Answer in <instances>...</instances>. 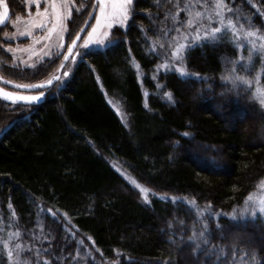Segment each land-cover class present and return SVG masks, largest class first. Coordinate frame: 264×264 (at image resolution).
<instances>
[{"label":"trees","instance_id":"trees-1","mask_svg":"<svg viewBox=\"0 0 264 264\" xmlns=\"http://www.w3.org/2000/svg\"><path fill=\"white\" fill-rule=\"evenodd\" d=\"M5 1L12 12L24 11L21 0ZM235 4H242L264 29V16L257 12L264 8V0H252V4L235 0ZM135 7L141 13L133 17L135 23L130 20L126 29L113 31L119 42L96 48L83 61L78 58L65 85L53 87L43 103L9 112L0 102V210L8 216L11 202L22 228L36 229L41 220L44 231L55 237L53 247L58 250L70 243L67 251L72 252L75 242L65 240L64 226L50 214L38 215L37 204L67 213L79 229L77 236L84 237L89 248L99 249L94 253L96 264H126V257L136 264H199L179 235L175 245L168 241L167 222L177 217L191 224L193 215L185 205L174 207L150 193L195 197L200 206L210 202L214 210L225 213L233 206L242 207L244 198L257 194V185L264 179V111L245 97L218 95L222 58L236 55L227 44L206 45L189 55V71L207 76L211 91L203 81L168 73L158 79L167 85L164 91L173 93L175 104L156 94L159 90L151 76L159 60L145 53L138 25L155 37V26L146 13L159 11L162 18L164 8L171 5L163 0L158 10L153 0H136ZM184 15L180 13L181 18ZM85 19L84 13L77 18L75 31ZM6 28L0 30V39ZM0 55L11 60L2 47ZM131 57L140 65L139 76ZM58 64L37 75L31 69L22 74L11 69L0 73L18 83H37ZM117 108L126 113L127 127ZM17 113L20 118L9 124ZM185 131L194 134V142L179 135ZM174 141H180V146L172 147ZM196 143L206 146L199 150V159L190 151ZM127 178L150 190V204ZM220 222L227 226L229 237L236 233L250 236L252 243L246 247L256 249L264 264L260 220L247 226L230 224L227 218ZM211 226L215 229L214 223Z\"/></svg>","mask_w":264,"mask_h":264},{"label":"snow or ice","instance_id":"snow-or-ice-1","mask_svg":"<svg viewBox=\"0 0 264 264\" xmlns=\"http://www.w3.org/2000/svg\"><path fill=\"white\" fill-rule=\"evenodd\" d=\"M31 3L35 5L36 11L34 14L29 12L24 19L23 30L17 28L14 33L4 32L3 38L0 39V47L5 53L12 54L10 61L0 55V72L11 69L19 70V74H22L25 69H31L33 75H37L56 65L57 61L59 64L40 82L15 84L16 89L34 91L35 94H23L20 91L0 88V102L7 105L4 111L15 112L16 108L31 109L43 103L47 95L51 94V89L62 88L73 68L83 61L86 55L95 51V48L90 46L115 45L119 41L111 37L113 27L126 29L129 21L132 20L134 24L133 17L141 14L136 10V0H88V3H85V0H79V3L78 0H31ZM153 3L159 10L162 8L163 0H153ZM166 3L171 7L164 8L162 18L159 11L146 13L155 26L154 30L157 32L155 37L149 36V30L144 29L143 25H138L145 41V53L159 60L151 76V79L156 81V89L159 90L156 94L162 95L168 103L175 104L173 93L164 91L167 85L160 83L158 79L161 74L168 73H175L183 80L195 78L203 81L207 85V90L211 91L213 85L207 84V76L189 71L187 66L189 55L194 49L206 45L227 44L233 48L236 55L222 58L223 69L219 77L222 90L218 95L225 97L232 94L237 98L245 97L251 104L264 111V29L254 23V16L246 13L242 4H235V0H166ZM242 3L252 4V0H242ZM0 6L3 7V12H0V26H5L9 6L5 0H0ZM89 6L92 10L87 11V19L84 20L83 26L79 27V31H75L77 18ZM181 12L185 14L183 18L180 16ZM257 12L264 16V8H257ZM21 19L20 16L16 17L17 22ZM82 33L86 35L82 36ZM65 35L70 43H65ZM18 37L31 38V43L26 47L19 45L13 47L9 41ZM81 39L83 43L78 44ZM42 43L43 48L38 53L36 46ZM17 53L22 55L18 57ZM23 54H31V57L37 59L35 62H29L22 58ZM69 61L72 64H68ZM130 62L139 76V63L135 62L134 57H131ZM89 69L95 71L91 65ZM96 79L99 81V76ZM0 83L12 85L13 81L0 75ZM147 95L148 93H145L146 97ZM108 102L116 107L112 100ZM145 107H148L147 102ZM117 111L127 127L126 113L120 108H117ZM19 118L18 113L11 116L9 124ZM179 135L187 138L190 143L195 141L194 134L189 131ZM177 146H180V141L172 143V147ZM205 147L198 143L192 144L190 151L193 157L199 159V150ZM171 158L170 156L169 159ZM201 162L206 163L203 160ZM127 179L143 194L145 203L150 204V190L141 186L135 179ZM150 194L151 197L171 203L174 207L183 204L193 215L191 224H186L177 217L167 222V230L170 233L168 241L175 245L176 236L179 235L181 244L191 248L199 264H261L258 251L246 247L252 243V238L240 233L229 237L227 226L220 221L221 218H227L230 224L247 226L249 222L255 225L256 221L260 220L261 227H264V179L257 185V194L249 193L244 198L243 206H233L229 213L214 210L210 202L200 206L195 197L189 199L186 196H170L155 191H151ZM7 207L10 210L8 216L0 210V264H96L94 253L99 252V249L89 248L85 244V238L77 236L79 229L71 224L67 213L53 211L51 208L45 209L37 204L38 215L50 214L55 223L64 226L65 240L75 242V249L72 252L67 251V248L71 247L70 243L58 250L53 247L52 241L55 237L51 231H44L45 226L41 220H37L36 229L22 228L12 203L9 202ZM61 216L64 219H61ZM212 223L215 224V229L212 228ZM185 231L190 234L185 235ZM86 239L95 244L91 236ZM120 255L121 253L117 252V256ZM111 264L117 262L113 261ZM126 264H136V261L126 257ZM165 264L169 262L165 261Z\"/></svg>","mask_w":264,"mask_h":264},{"label":"rangeland","instance_id":"rangeland-1","mask_svg":"<svg viewBox=\"0 0 264 264\" xmlns=\"http://www.w3.org/2000/svg\"><path fill=\"white\" fill-rule=\"evenodd\" d=\"M6 2V1H5ZM78 3H79V0H78ZM85 3H88V0H85ZM21 4L23 5V7H24V11L21 9V11H18L17 10V12L15 11V12H12V17H11V19H10V22H9V25H8V27L2 32V36H3V33L4 32H8V33H14V32H16L17 31V28H19V30H23V21H24V19H26L27 18V16H28V14H29V12H31L32 14H34L35 13V11H36V9H35V5H33L32 3H31V0H21ZM92 9H91V7L89 6L88 8H87V10L84 12V14H86V16H87V11H91ZM98 11V10H97ZM0 12H3V7L2 6H0ZM76 14H75V12H74V16H75ZM82 15V14H81ZM17 16H20L22 19L20 20V21H16V17ZM94 22V21H93ZM69 27H72V25H69ZM116 27H119V26H114L113 27V29H112V31H111V37L114 39V37H113V31H114V29L116 28ZM125 29V28H124ZM90 30V29H89ZM38 34V33H37ZM86 35V33L83 35V36H85ZM3 38V37H2ZM11 44H12V46L13 47H16V46H20V47H26L28 44H30L31 43V38H26V37H18V38H16V39H13V40H11V41H9ZM65 43H70V40H68V38H67V35H65ZM83 43V40L81 39V42L79 43V44H82ZM106 44H107V41H106ZM90 47H94L95 49L96 48H104L105 46H99V45H97V46H90ZM36 48H37V52L39 53L40 52V49L41 48H43V43L42 44H40V45H37L36 46ZM53 51H55V49H53ZM65 51H66V49H65ZM11 54V53H10ZM22 54H20V53H17V56L18 57H20ZM11 56H12V54H11ZM24 60H28L29 62H35V60L37 59V57H31V54H23V57H22ZM79 57H77V59H78ZM61 60L63 59L62 57L60 58ZM70 62V64H72V62L71 61H69ZM68 62V63H69ZM0 75H2L1 73H0ZM3 76V75H2ZM4 77V76H3ZM4 79H8V78H6V77H4ZM13 81V84L12 85H7V84H4V83H0V85H2V86H5V87H7V88H12L13 90H17L16 88H15V84H17L18 82H16V81H14V80H12ZM48 96V95H47Z\"/></svg>","mask_w":264,"mask_h":264},{"label":"water","instance_id":"water-1","mask_svg":"<svg viewBox=\"0 0 264 264\" xmlns=\"http://www.w3.org/2000/svg\"><path fill=\"white\" fill-rule=\"evenodd\" d=\"M10 17H11V13H10V9H9V13H8L7 18H6V25L8 24V22H9V20H10ZM84 34H85V33H82L81 35L83 36ZM80 42H81V40L78 41V44H79ZM0 88H5V90H7V91H20V92H23V94H35L34 91L29 92V91L21 90V89L13 90V89L7 88V87L2 86V85H0Z\"/></svg>","mask_w":264,"mask_h":264},{"label":"flooded vegetation","instance_id":"flooded-vegetation-1","mask_svg":"<svg viewBox=\"0 0 264 264\" xmlns=\"http://www.w3.org/2000/svg\"><path fill=\"white\" fill-rule=\"evenodd\" d=\"M9 9H10V7H9ZM10 13H11V17H12V11H11V9H10ZM11 17H10V19H11ZM9 22H10V20H9ZM9 22H8V24L5 25V26H0V30H1L2 28H6V27H8ZM11 89H12V88H11Z\"/></svg>","mask_w":264,"mask_h":264}]
</instances>
